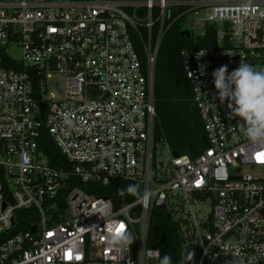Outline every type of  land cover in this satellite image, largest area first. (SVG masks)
Masks as SVG:
<instances>
[{"label": "built area", "instance_id": "2783aa9c", "mask_svg": "<svg viewBox=\"0 0 264 264\" xmlns=\"http://www.w3.org/2000/svg\"><path fill=\"white\" fill-rule=\"evenodd\" d=\"M189 18L193 43L214 39L180 52L205 138L194 158L157 131L153 94L158 46ZM242 58L264 69V0H0V264H159L156 211L175 226L176 264H264V146L229 119L212 77ZM43 130L64 165L40 149ZM111 181L152 199L115 207L80 187ZM121 225L135 241L117 250Z\"/></svg>", "mask_w": 264, "mask_h": 264}, {"label": "trees", "instance_id": "16d2710c", "mask_svg": "<svg viewBox=\"0 0 264 264\" xmlns=\"http://www.w3.org/2000/svg\"><path fill=\"white\" fill-rule=\"evenodd\" d=\"M180 32V25L173 23L166 31L156 53L153 68L154 106L158 119L156 127L173 151L194 158L200 155L205 147L202 140L204 131L191 102V90L184 77L180 52L182 49L211 47L214 39L212 32H208L205 38L193 43L192 39L181 36ZM135 48L144 61L143 46H135ZM38 144L54 166L65 164L64 157L54 146L46 130L42 131ZM128 185L136 184L111 181L99 193L93 191L97 186L94 184H83L80 187L87 193L111 197L115 207H121L138 197L127 193L119 194L118 190L125 189ZM21 214H27V211H21ZM20 227L26 230L28 226L22 224ZM147 246L158 249L161 259L164 255L170 256L172 264H176L180 259L181 244L175 226L160 211L155 212L150 223Z\"/></svg>", "mask_w": 264, "mask_h": 264}, {"label": "clouds", "instance_id": "9594fccd", "mask_svg": "<svg viewBox=\"0 0 264 264\" xmlns=\"http://www.w3.org/2000/svg\"><path fill=\"white\" fill-rule=\"evenodd\" d=\"M200 56L198 53L197 58ZM212 77L217 98L221 103L227 101L229 119L239 117L245 125L243 134L247 141L254 146H264V69H258L242 58L236 69L229 72L227 65H222L212 72ZM118 191L120 195H137L140 203L145 205L153 196L149 190L140 193L136 185ZM134 241L129 232L114 231L108 235V245L117 250L130 248ZM159 264H172L171 257L164 255Z\"/></svg>", "mask_w": 264, "mask_h": 264}, {"label": "rangeland", "instance_id": "374dc122", "mask_svg": "<svg viewBox=\"0 0 264 264\" xmlns=\"http://www.w3.org/2000/svg\"><path fill=\"white\" fill-rule=\"evenodd\" d=\"M190 18L189 19H187V20H185V21H179L178 22V25H180V27H181V30H183V29H190V27H191V25H190ZM15 54V53H14ZM20 53L19 52H17L16 53V56L17 55H19ZM58 89H57V84H56V82L55 81H53V82H50L49 83V85H48V92H51V93H58V91H57ZM187 155V154H186ZM189 156V155H188ZM263 173H264V171H263Z\"/></svg>", "mask_w": 264, "mask_h": 264}, {"label": "water", "instance_id": "95a60500", "mask_svg": "<svg viewBox=\"0 0 264 264\" xmlns=\"http://www.w3.org/2000/svg\"><path fill=\"white\" fill-rule=\"evenodd\" d=\"M180 35H181V36H185L187 39H189V37H190L189 32L186 31V30L181 31V32H180ZM202 140H203V142H204V144H205V138H203ZM31 230L34 231V228H31Z\"/></svg>", "mask_w": 264, "mask_h": 264}, {"label": "snow or ice", "instance_id": "6c2138e0", "mask_svg": "<svg viewBox=\"0 0 264 264\" xmlns=\"http://www.w3.org/2000/svg\"><path fill=\"white\" fill-rule=\"evenodd\" d=\"M260 156H261V157H264V153H261ZM122 229H123V225H121L120 228L117 229V231L120 232Z\"/></svg>", "mask_w": 264, "mask_h": 264}]
</instances>
